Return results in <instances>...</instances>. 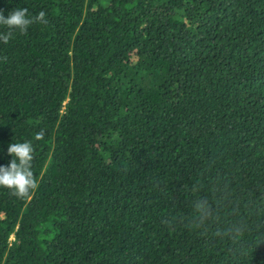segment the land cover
I'll return each mask as SVG.
<instances>
[{
	"label": "trees",
	"instance_id": "trees-1",
	"mask_svg": "<svg viewBox=\"0 0 264 264\" xmlns=\"http://www.w3.org/2000/svg\"><path fill=\"white\" fill-rule=\"evenodd\" d=\"M16 7L47 23L0 42V166L30 141L37 187H0V264H264V0Z\"/></svg>",
	"mask_w": 264,
	"mask_h": 264
},
{
	"label": "clouds",
	"instance_id": "clouds-1",
	"mask_svg": "<svg viewBox=\"0 0 264 264\" xmlns=\"http://www.w3.org/2000/svg\"><path fill=\"white\" fill-rule=\"evenodd\" d=\"M47 23L46 14L40 11L29 16L28 8L16 7L7 16L0 10V25L7 27L6 33H0V42L7 44L13 34V30L26 33L33 23ZM45 131L41 129L35 136L36 140H42ZM33 145L30 141L10 143L7 152L12 160L6 166H0V187L13 191V195L23 198L29 195L30 190L37 187V181L32 169ZM198 218L204 219L211 213V208L206 201L200 200L194 205Z\"/></svg>",
	"mask_w": 264,
	"mask_h": 264
}]
</instances>
